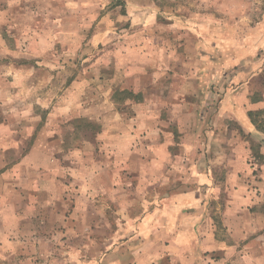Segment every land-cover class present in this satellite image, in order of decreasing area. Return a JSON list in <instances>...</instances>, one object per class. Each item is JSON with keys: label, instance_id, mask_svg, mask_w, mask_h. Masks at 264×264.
Masks as SVG:
<instances>
[{"label": "rangeland", "instance_id": "1", "mask_svg": "<svg viewBox=\"0 0 264 264\" xmlns=\"http://www.w3.org/2000/svg\"><path fill=\"white\" fill-rule=\"evenodd\" d=\"M0 72V264H264V236L224 217L226 185L213 220L148 196L198 166L223 183L246 165L229 153L264 161V0H0ZM164 140L167 162L148 154ZM35 144L76 172L21 165Z\"/></svg>", "mask_w": 264, "mask_h": 264}, {"label": "crops", "instance_id": "2", "mask_svg": "<svg viewBox=\"0 0 264 264\" xmlns=\"http://www.w3.org/2000/svg\"><path fill=\"white\" fill-rule=\"evenodd\" d=\"M0 79L6 80L5 77L3 78V74L1 72H0ZM5 92H6V89H5ZM240 121H241L240 124L242 125L243 129L245 128L246 131H248V133L250 132L254 133V131H258L256 126L247 117L240 116ZM7 126L10 127L11 125H10V122H7L6 119H3L0 121L1 131ZM154 132H156L157 134H160L158 129L157 131H154ZM258 133L261 134L260 131H258ZM160 138H161L160 140L162 141L161 136ZM263 139H264V134H263ZM118 140H122V138L119 137ZM165 140H164V143L156 142L152 149L154 152H148V154L150 156H153L154 158H156L157 156L161 160L163 159L165 162H167L169 160L168 157L170 156V151H169V145L167 144V141ZM108 145L110 144L107 143L106 146ZM40 150H43L45 152H40ZM75 150L76 149H74L72 152L80 151L78 148L76 151ZM46 151L47 150L44 145L37 146L35 144L28 151H26L27 153L24 154V156H22V159L20 161L21 165L25 163V160L27 158L29 159V157L32 158L35 155L40 156L43 159V164L41 163L37 167V170L39 172L38 173L39 177L43 175L44 179H48L52 182L55 180L60 181L63 176L65 177L66 172L67 173H70V171H74V173L76 172L77 170L76 168L78 167L77 165H74V166L64 165L61 162V160L58 159L55 155H52L50 152H46ZM248 151L245 150V152H243L244 154L237 153V152H234V154L229 153L228 155H226V157L228 159L230 157L234 158L235 159L234 163H237L239 162V159L244 158L246 165H248L249 163H248V160H246V158L249 157L253 159L252 157H254L256 159V157L254 156V152L250 151V147L248 148ZM260 154L264 155V152H260ZM229 163H227V165L224 164V168L226 167L225 170H226V173L228 174V177H226V181H224L223 183L216 181L215 179L211 181L209 177H207L208 178L207 180H204V177L208 171L205 168L203 169L202 167L198 166L197 173L199 176V180L194 185L188 184L187 182V184L186 183L181 184L180 187H175L176 189L172 190L173 188H169L167 186L166 181H163L162 183H159V184L154 183L153 185L149 187V189L152 190V192L150 191L148 196H151L150 200L152 198H156L158 187L165 189V190L169 189V195L166 198L167 203L164 204L165 206L164 208H167V207L169 208V206L171 205L170 201H172L173 202L172 205L174 206L176 212L186 214L188 217L190 216L192 218V221H193V218L197 221L199 214L203 215L205 213L208 214L209 220H213V216H212L213 208L211 206L213 202L217 200L218 197H220L221 193L223 192L222 184H224L226 185L225 193H227L226 210L224 209L223 211L224 217L226 216L228 220L229 218L231 219V217L242 218V220L245 222V229L247 233H254L257 236L258 235L264 236V212L261 211L259 208H256V206L261 205L260 203L264 204V200L263 199L257 200V195H259L260 192H256V194H254L253 190L256 188L253 185L249 186L246 183L241 182L242 180H240L242 178L241 175L245 174L247 177H249L250 172H252L253 174H256V177L258 174V178L264 179V161L259 162L255 160L253 161L252 165L249 164L250 165L249 167L243 164V162H240L242 164V167L240 169H237L235 165H234L235 167L233 165H232L233 167H231L230 166L231 164ZM29 166L30 165L27 166V169ZM212 166L213 164L210 167ZM12 170H13V167L4 170V175H10V177H12V174H11ZM21 171H23L22 168H21ZM201 179L203 180L201 181ZM27 187H30V184H28ZM260 189L264 192V180H263V183ZM217 191L219 192L218 195L216 194ZM155 201L156 199H154V202ZM190 206L196 207V211L195 210L189 211ZM162 207H160L159 209L155 207V209H153L155 214H157L158 210H160ZM171 209L172 208H170V210ZM170 210H168V213L166 214H169ZM192 214H195V215L193 216ZM202 217L205 218V216H202ZM198 230H199L200 235L201 233H203L202 235L206 234L207 236H210L212 233V232L209 233V231L200 232V226L197 227V231ZM249 251H254V248L252 245H250V248H248L245 251V253Z\"/></svg>", "mask_w": 264, "mask_h": 264}, {"label": "trees", "instance_id": "3", "mask_svg": "<svg viewBox=\"0 0 264 264\" xmlns=\"http://www.w3.org/2000/svg\"><path fill=\"white\" fill-rule=\"evenodd\" d=\"M250 117H251V113H250V115H249ZM252 119V118H251ZM252 122L256 125V127L258 128V129H261V127H259V125L258 124H256L255 123V121L252 119Z\"/></svg>", "mask_w": 264, "mask_h": 264}]
</instances>
